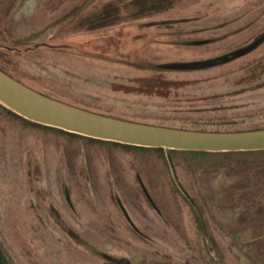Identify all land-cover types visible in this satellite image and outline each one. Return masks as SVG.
<instances>
[{"label": "rangeland", "instance_id": "rangeland-1", "mask_svg": "<svg viewBox=\"0 0 264 264\" xmlns=\"http://www.w3.org/2000/svg\"><path fill=\"white\" fill-rule=\"evenodd\" d=\"M0 69L106 116L264 129V0H0ZM1 106L0 264H264V151L163 149L126 162L143 184L95 183L104 149Z\"/></svg>", "mask_w": 264, "mask_h": 264}, {"label": "water", "instance_id": "water-1", "mask_svg": "<svg viewBox=\"0 0 264 264\" xmlns=\"http://www.w3.org/2000/svg\"><path fill=\"white\" fill-rule=\"evenodd\" d=\"M0 104L30 122L122 145L207 153L264 151V129L209 132L123 120L46 96L1 69Z\"/></svg>", "mask_w": 264, "mask_h": 264}, {"label": "crops", "instance_id": "crops-1", "mask_svg": "<svg viewBox=\"0 0 264 264\" xmlns=\"http://www.w3.org/2000/svg\"><path fill=\"white\" fill-rule=\"evenodd\" d=\"M64 103H67L70 105L74 104V103L66 102V101ZM112 116L115 118H120L123 120H128V121L142 123V124L163 126V125H160L159 123H155L150 120L140 119L139 117L135 118V117H127V116L124 117V116H116V115H112ZM25 124L30 127L40 129L42 131H49V132H54V133L63 135L64 138L68 140L79 141L82 143H86L87 145H93L95 147H101L102 149H104L105 154L109 156L110 159H108V163L105 166V168L104 167L101 168L100 171H98L99 169L94 170L92 176L95 178L94 180L95 183L99 182L97 180V176L99 177L101 176L106 179V183L111 182L114 184H120L122 186H125V185H134V183L138 180L139 183L143 184L144 183L142 180L143 173L137 170L129 169L128 164L126 162H128V160L133 161L134 159L143 161L144 158L148 156L149 154H155L160 151L164 152V150H161V148L152 149V148L135 147V146L122 145V144L120 145L118 143L106 142V141L96 140L92 138H87V136L80 137L76 135H70V134L68 135L66 133L61 132L59 129H55L51 127L49 128V127L36 126L26 121H25ZM98 151H99L98 149H94V150L90 149L86 152L85 162L86 164H88V166H89V163H92L94 161L93 155L94 153ZM114 153H118L119 155H115ZM169 153H172V152H169ZM127 154L131 156L127 157L126 156ZM77 163L79 165V161ZM130 166L133 167L132 164ZM92 167L93 165L90 164L89 168H92ZM130 170L133 171V174L131 173Z\"/></svg>", "mask_w": 264, "mask_h": 264}, {"label": "trees", "instance_id": "trees-1", "mask_svg": "<svg viewBox=\"0 0 264 264\" xmlns=\"http://www.w3.org/2000/svg\"><path fill=\"white\" fill-rule=\"evenodd\" d=\"M241 55H244L243 50H239V51H237L235 53H231V56H237V57H239ZM226 62H227V60H225V58L223 56H221V57H218V58H215V59H210V60H207V61H204V62H198V63L187 64V65L185 64V66L180 65V64H178V65L164 66L162 69H164V70H175V69H179L182 66L183 67H186V69H202V68L204 69V68L216 67V66L221 65V64H224ZM1 107H3V106H1ZM7 111L10 112L11 114L15 115V113L11 112L10 110H7ZM15 117H18V118H20V119H22V120H24L26 122H29L31 124L36 125V126H42V125L36 124L34 122H30V121H28V120H26V119L18 116L17 114L15 115ZM42 127H46V126H42ZM60 131L63 132V133L68 134V132H65V131H62V130H60ZM69 134L70 135H76V134H71V133H69ZM76 136H79V135H76ZM80 137H83V136H80ZM161 150H163V149H161ZM169 152H172V153H175L176 152L177 153V152H180V151L169 150ZM202 153H207V152H202ZM211 154L217 155V154H224V153H211ZM225 154H229V153H225Z\"/></svg>", "mask_w": 264, "mask_h": 264}]
</instances>
